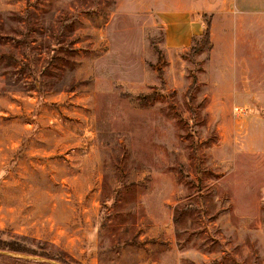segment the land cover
Masks as SVG:
<instances>
[{
	"label": "rangeland",
	"instance_id": "rangeland-1",
	"mask_svg": "<svg viewBox=\"0 0 264 264\" xmlns=\"http://www.w3.org/2000/svg\"><path fill=\"white\" fill-rule=\"evenodd\" d=\"M150 2L0 0V264H264V28Z\"/></svg>",
	"mask_w": 264,
	"mask_h": 264
},
{
	"label": "crops",
	"instance_id": "crops-1",
	"mask_svg": "<svg viewBox=\"0 0 264 264\" xmlns=\"http://www.w3.org/2000/svg\"><path fill=\"white\" fill-rule=\"evenodd\" d=\"M156 3L159 8L163 2L162 12H159L160 17L166 19V23L174 22L172 28L181 33V37L176 39L175 44L187 42L186 34L197 35L203 34L202 28L199 29L198 20H193L197 16L196 12L202 7L204 14L206 10L212 8L220 17L243 19L244 25L264 28V24L260 25L255 19H264V0H149ZM150 7H154L150 4ZM250 19V20H249ZM254 23V24H253ZM246 27V26H245ZM259 28V29H260ZM206 29V28H205ZM183 33V34H182Z\"/></svg>",
	"mask_w": 264,
	"mask_h": 264
},
{
	"label": "trees",
	"instance_id": "trees-1",
	"mask_svg": "<svg viewBox=\"0 0 264 264\" xmlns=\"http://www.w3.org/2000/svg\"><path fill=\"white\" fill-rule=\"evenodd\" d=\"M194 44L191 47V50L193 52H198L204 49H209L211 48V22L207 21L206 22V29L202 34V37L200 40L197 39V37H195L193 39Z\"/></svg>",
	"mask_w": 264,
	"mask_h": 264
}]
</instances>
